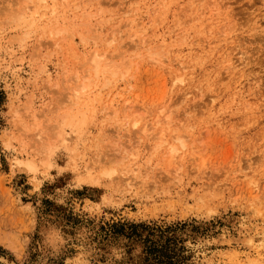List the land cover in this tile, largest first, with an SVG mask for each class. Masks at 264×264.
Returning a JSON list of instances; mask_svg holds the SVG:
<instances>
[{"label":"rangeland","instance_id":"rangeland-1","mask_svg":"<svg viewBox=\"0 0 264 264\" xmlns=\"http://www.w3.org/2000/svg\"><path fill=\"white\" fill-rule=\"evenodd\" d=\"M0 91V264H264V0H0Z\"/></svg>","mask_w":264,"mask_h":264},{"label":"trees","instance_id":"trees-1","mask_svg":"<svg viewBox=\"0 0 264 264\" xmlns=\"http://www.w3.org/2000/svg\"><path fill=\"white\" fill-rule=\"evenodd\" d=\"M3 92L0 91V106L3 100ZM159 228H153L145 224H123L109 226L105 234L109 238H115L118 236H125L126 239L132 240L137 238L143 245V253L137 257L138 264H182V258L175 254L174 249L177 239L174 234L166 237L164 242L161 241V237L156 234ZM169 232V231H168ZM157 237V238H154ZM134 244V241H130Z\"/></svg>","mask_w":264,"mask_h":264},{"label":"snow or ice","instance_id":"snow-or-ice-1","mask_svg":"<svg viewBox=\"0 0 264 264\" xmlns=\"http://www.w3.org/2000/svg\"><path fill=\"white\" fill-rule=\"evenodd\" d=\"M50 238L54 240L56 238V234L55 233H50Z\"/></svg>","mask_w":264,"mask_h":264}]
</instances>
